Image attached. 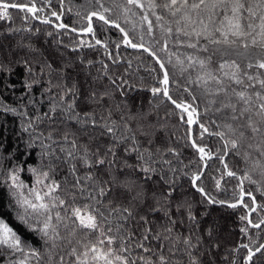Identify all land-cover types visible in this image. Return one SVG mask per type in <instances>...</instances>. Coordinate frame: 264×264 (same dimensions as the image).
<instances>
[{"label":"trees","instance_id":"obj_1","mask_svg":"<svg viewBox=\"0 0 264 264\" xmlns=\"http://www.w3.org/2000/svg\"><path fill=\"white\" fill-rule=\"evenodd\" d=\"M12 2L36 3L38 8L43 9L38 13L41 19L52 17V11H62L63 23L82 29L86 28L88 23L83 17L88 11L93 10L92 4L95 0H92V4H89L88 0H64L62 6L60 0H50V2L49 0H12ZM103 2L106 7L111 6V0H103ZM120 2L123 3V0ZM143 2L146 4L147 0ZM77 11L81 13L80 16L75 14ZM132 11L135 15L128 13L127 23L125 14L120 9H114L110 18L116 19L129 32L130 38L139 43V36L146 32L147 25L145 23L141 27L140 9L133 8ZM9 13L10 19L0 20V145H2L0 152L5 157L0 160V219L17 232L22 241L38 249L42 255L48 252L40 233L32 231L18 220L19 209L7 186L11 182H5L4 174L19 166L22 169L19 172L20 180L28 187L34 186L35 176L28 169L43 167L47 170L46 166L49 162L48 156L41 159L43 149L40 141L51 134L62 143L63 134L69 132L75 133L78 143L87 144L92 151L99 148L100 152H105L109 146L115 145L113 148L116 153L115 158L111 155L107 157V160L113 161L111 165L106 163L89 169L77 160L75 161L77 174L84 177L91 173L101 182L111 181L112 177L116 178L110 196L112 206H129L131 201L135 206L137 217L139 215L148 217L147 225L138 219L129 223L130 230L136 232L137 236L145 234V228L151 229L153 233H161L162 236L170 235L173 240L179 236L181 242L176 245L179 251L172 258L173 264H188L189 257L184 252L186 246L182 243L185 237L190 238L195 246L191 251L201 264H232L236 249L242 243L253 245V242L256 244L264 242V225L259 230L252 229L248 226L247 220L240 219L241 216L246 215L247 209L239 205L230 208L219 203V201H224L225 204L237 202L241 186L240 180L229 177L224 164L216 159V156L222 154L217 151L222 147V142L217 137L205 134L203 140H198V143L207 145L213 151V159L207 161L208 167L198 184L217 203H208L191 186L192 173L202 171L204 167L198 154L191 147L188 126L180 119L183 114L166 99L153 96L151 89L161 86L159 80L162 73L159 71V65L147 53L125 47L123 35L119 30L109 28L100 21L94 20L93 27L96 30V38L108 45L107 50L96 45L90 35L81 36L66 30H57L53 25L40 23L37 19H33L31 14L19 10L10 9ZM157 13L163 14L168 21L173 19L167 13H162L160 9H157ZM150 19L154 24L153 36L160 41L155 45L156 49H159L164 43L165 33L156 23L155 17L150 15ZM51 20L54 23L58 22L55 18ZM164 27L167 25L165 24ZM172 27L175 30V24H172ZM167 39V50L158 52V55L165 61L170 78L182 81L183 76L179 68L174 66L175 60L182 53L188 54L193 50L182 46L175 36ZM184 39L186 38L180 37V40ZM150 40L151 38L145 34V43ZM90 44L92 47H89ZM109 53L118 63H113ZM169 55L172 64L167 63ZM201 55L206 54L201 53ZM230 58L237 59L234 54ZM218 60H221L219 56L213 57L214 67ZM25 61L31 67V72L25 67ZM48 64H51V69L47 67ZM104 64L108 65L107 69L103 67ZM112 80L116 83L113 84ZM73 85L76 89L75 110L82 118L84 113L92 114V118L97 121L95 127L90 124H77L75 120L68 119V113L62 111L74 99L68 92ZM170 92L173 98L191 100L187 93L177 90L175 84L170 86ZM195 103L199 105L201 121L214 129L215 125H211L208 118L218 120L219 114H214L211 110L205 111L206 99L202 98ZM53 107H55L54 112ZM109 114H111L110 118ZM105 120L116 129V137H120L122 133L132 134L125 132L126 123L135 133L141 149L149 148L154 151L157 147L174 148L178 156L169 153L165 158L171 161V168H175V172L170 170L169 165L153 163L152 166L157 172L146 181L145 174L140 171L143 161L137 158L136 152L125 151L126 148L133 147L132 141L124 140L117 143L112 138V134L107 133L103 127ZM111 121H115V125H112ZM29 124L34 126L35 131L29 127ZM25 128L28 131H25ZM141 132H147L149 135H141ZM198 135V125H194L193 137L197 138ZM37 136L39 139H35ZM150 138L153 141L151 144L147 142ZM30 142L32 147H29ZM44 142L50 143L46 140ZM53 148L56 154L63 158L64 154L60 152L59 145L54 144ZM248 151L252 153V157L247 162L241 156H233L231 153L225 157V163L230 170L237 173V176L242 177L245 172H249L252 168V160L260 159L254 150ZM145 156L147 157V153ZM153 159L159 160L160 157L154 156ZM251 175L254 179L260 180L258 172ZM53 178L62 184L66 180L71 182L73 177L69 173V165L57 163ZM216 179L220 180L219 188L216 187ZM166 180L171 183H166ZM120 184H124L125 187H121ZM129 186L131 191L127 190ZM243 189L252 191L258 205L264 204V196L257 190V185L244 181ZM169 190L172 191L170 198L167 197ZM137 192L141 195L133 200ZM245 201L251 206L250 199L245 197ZM178 205L179 210H177ZM150 207L158 208L159 211H150ZM165 209L168 210V215H165ZM189 213L195 217L194 220L189 218ZM262 216L264 209L258 208L257 213H253L251 218L258 221ZM172 220L176 221L175 225L172 224ZM215 221H218L219 226ZM168 227L172 228L171 233L164 231ZM242 228H247V235L241 231ZM157 243L156 240L151 241L153 247ZM163 243L171 246L170 241ZM66 252L67 249L64 253L57 249L54 262L63 254L66 264H71L73 258L66 255ZM245 255L246 249L239 248L235 264H243ZM44 259H47L46 255ZM32 264L35 262L33 261ZM260 264H264V261Z\"/></svg>","mask_w":264,"mask_h":264},{"label":"snow or ice","instance_id":"obj_2","mask_svg":"<svg viewBox=\"0 0 264 264\" xmlns=\"http://www.w3.org/2000/svg\"><path fill=\"white\" fill-rule=\"evenodd\" d=\"M63 2L64 0H60L61 6ZM88 2L92 4V0ZM96 5L99 7L97 8ZM92 8L93 10L88 11L83 17L88 22L86 28L78 31L63 22L53 24V27L57 30H66V32H77L78 35H90L96 45L107 50L108 45L96 38V30L93 27L94 20L100 21L109 28L119 30L123 35L125 47L147 53L159 65V71L162 73L159 80L161 86L151 89L153 96H161L183 114L180 119L188 126L191 147L198 154L204 168L208 167L207 161L213 159V151L207 145L198 143V140H203L207 134L217 137L222 142V147L217 150L222 154L216 156V159L224 164L229 177H236L240 180L241 186L239 200L229 203L228 207L243 206L247 209V213L240 219L247 220L251 228L261 229L264 225V216L258 221H254L251 217L253 213H257L258 208L264 209V204L258 205L256 196L252 191H245L243 183L248 181L257 185V190L264 196V0H147L146 4L143 0H123V3L120 0H111L109 7L105 6L103 0H95ZM133 8L141 10V27L145 23L147 25L146 32L139 36V43L130 38L129 32L116 19L110 18L114 9H120L125 14L127 23L128 13L135 15ZM10 9H19L21 12L29 13L33 19H40L41 23H51L48 19H41L38 13L43 9L38 8L36 3H15L12 0H0V20L11 18ZM157 9L162 10V13H167L173 19L166 20L163 14L157 13ZM75 14L81 15L79 11ZM150 15L155 17L156 23L165 33L164 43L159 49L155 47L160 41L153 36L154 24ZM51 16L55 17L56 21H61L62 11H52ZM165 24L167 27H164ZM172 24H175V30ZM145 34L151 38L148 43H145ZM172 36H175L182 46L193 50L188 54L182 53L175 60L174 66L179 68L183 76L182 81L170 78L165 61L158 55V52L167 50V38ZM180 37L186 39L180 40ZM89 47L92 45L90 44ZM201 53L206 55L202 56ZM233 54L237 59L230 58ZM216 56H219L222 62L221 60L216 61L214 67L213 57ZM224 57H229V59H223ZM109 58L113 59V63H118L111 53H109ZM167 63H173L171 55ZM25 67L29 72L32 71L26 61ZM47 67L51 69L52 66L48 64ZM103 67L107 69L108 65L104 64ZM185 73L187 75H184ZM112 83L115 84L116 81L112 80ZM172 84L176 85L177 90L187 93L191 100L173 98L170 92ZM28 87L30 88L31 85ZM68 92L74 97L73 101L62 109L69 114L68 119L75 120L80 125L90 124L95 127L97 121L92 118V114L84 113L82 118L81 114L75 110V85L68 89ZM202 98L207 100L206 112L211 110L214 114H219L218 120L208 118L210 124L215 125L214 129L200 119L199 105L195 102ZM12 111L15 110L12 109ZM54 111L55 107H53ZM115 123L111 121L112 125ZM193 125H198L199 128L197 138H192ZM29 127L35 131L32 124H29ZM103 127L107 133L112 134V138L117 143L124 140L132 141L133 147L126 148L125 151L136 152L137 158L143 161L140 171L145 174L146 181L157 172V169L152 166L153 163L169 165L170 170L175 172V168H171V161L165 158L169 153L178 156L174 148L157 147L154 151L149 148L141 149L135 133L128 128L126 123L124 124L125 132L132 133L131 135L122 133L120 137H116V129L110 126L107 120ZM24 130L28 131L27 128ZM140 134L149 135L147 132ZM35 139H39V136ZM45 140L50 143H45ZM147 142L151 144L153 141L150 138ZM54 144L59 145L60 152L64 154L63 158L56 154ZM32 146L30 142L29 147ZM40 146L43 149L41 159L48 156L49 162L46 166L47 170L43 167L28 169L35 176L34 186L28 187L20 180L19 172L22 169L19 166L7 171L4 179L6 183L11 182L7 186L19 209L18 220L32 231L40 233L48 252L42 255L38 249L27 245L8 223L0 219V264H32L33 261L35 264H66L63 254L59 256L58 261L54 262L53 258L57 249L62 253L67 249L66 255L73 258L71 264H173L172 258L179 251L176 245L181 242L179 236L173 240L170 235L162 236L161 233H153L149 228L144 229L145 234L137 236L136 232L130 230L129 223L138 219L147 225L148 217L146 215L137 217L134 211L135 206L131 204V201L129 206H112L110 196L116 178L112 177L111 181L101 182L91 173L84 177L77 174L78 169L75 163L77 160L89 169L106 163L111 165L113 161L107 160V157L111 155L115 158L116 153L113 150L115 145L109 146L105 152H100L99 148L92 151L87 144L78 143L75 133L65 132L62 136V143L49 134L40 141ZM249 149L258 153L260 159L252 160V168L249 172H245L242 177L237 176V173L230 170L228 164L225 163V157L231 153L233 156H241L247 162L252 157ZM154 156H159L160 159L154 160ZM4 158L3 153L0 152V160ZM57 163L69 165V173L73 177L71 182L66 180L62 184L53 178ZM128 167L132 166L128 165ZM255 172H258L260 180L254 179L251 175ZM203 175V171L193 172L190 177L191 186L208 203H217L198 184ZM165 182L171 183L167 180ZM120 186L125 187L124 184ZM216 187H220L219 179H216ZM127 190L132 189L129 186ZM140 195L141 193L137 192L133 200L138 199ZM171 196L172 191L169 190L167 197ZM245 197L251 200V206L246 203ZM219 203L225 202L219 201ZM179 207L178 205L177 210ZM149 210L159 211L158 208L151 207ZM165 215H168L167 209H165ZM189 218L195 219L191 213H189ZM171 222L173 225L176 223L175 220ZM164 231L171 233L172 228L168 227ZM241 231L247 235V228H242ZM152 240L158 241L155 247L151 244ZM163 241H170L171 246ZM182 243L186 246L184 252L189 257L188 264H201V261L191 251L195 246L190 238H183ZM240 247L246 249L243 264H260L264 261V243L253 242V245L242 243ZM44 255L47 259H44Z\"/></svg>","mask_w":264,"mask_h":264},{"label":"water","instance_id":"obj_3","mask_svg":"<svg viewBox=\"0 0 264 264\" xmlns=\"http://www.w3.org/2000/svg\"><path fill=\"white\" fill-rule=\"evenodd\" d=\"M14 10H19V9H14ZM52 18H55V17H49V18H47V19L51 21ZM37 21L41 23V20H40V19H37ZM61 22H63V21L61 20V21H58L57 23H54V22L51 21V23H49V24L53 25V24H58V23H61ZM77 30L79 31L80 29H77ZM72 33L77 34V32H72ZM77 35H78V34H77ZM81 36H83V35H81ZM129 48H130V47H129ZM130 49H133V48H130ZM133 50H136V49H133ZM193 127H194V125L192 126V138H194V137H193ZM205 170H206V168H203V170H202L203 173L205 172ZM223 204L226 205V206H228V204H225V203H223ZM253 229H255V228H253ZM263 243H264V242H263ZM239 248H241V247L239 246V247L236 249V252H235V256H234V260H233V261H235V262H236V256H237V252H238ZM232 264H233V263H232Z\"/></svg>","mask_w":264,"mask_h":264},{"label":"rangeland","instance_id":"obj_4","mask_svg":"<svg viewBox=\"0 0 264 264\" xmlns=\"http://www.w3.org/2000/svg\"><path fill=\"white\" fill-rule=\"evenodd\" d=\"M215 223H216V224L219 226V223H218V221H215ZM262 226H263V225H262ZM262 226H261V227H262ZM250 228H251V227H250ZM252 229H253V228H252ZM256 230H259V229H256Z\"/></svg>","mask_w":264,"mask_h":264}]
</instances>
